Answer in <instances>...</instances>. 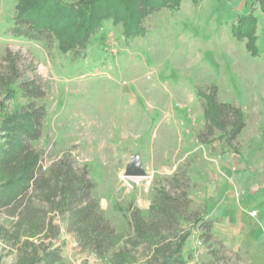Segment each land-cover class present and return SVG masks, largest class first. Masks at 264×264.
<instances>
[{
	"label": "rangeland",
	"instance_id": "374dc122",
	"mask_svg": "<svg viewBox=\"0 0 264 264\" xmlns=\"http://www.w3.org/2000/svg\"><path fill=\"white\" fill-rule=\"evenodd\" d=\"M16 6L17 0H0V78L11 76L14 68L20 80L11 89L22 81L42 84L45 96L37 103L46 108L47 117L35 148L42 153L43 166L69 154L78 166L87 167L96 184L94 196L121 238L116 248L120 256L101 259L82 252L61 223L56 242L63 249L60 264H149L146 246L127 243L133 235L129 217L139 209L149 219L157 192L168 188L174 176L185 177L192 211L206 212L205 219L214 221L210 243L193 224L183 226L191 232L183 252L187 264H256L254 258L263 253L256 256L254 247L251 254L238 249L220 236L228 223L209 217L203 183L212 184L213 167L225 150L232 151L221 139L213 144L198 140L204 127L199 92L217 86L221 102L242 110L247 124L237 141V154L252 149L264 155L263 11L256 7L254 12L256 55L248 50L247 40L233 33L238 19L251 13V0H202L197 6L185 0L179 11L163 10L149 17L145 37L127 40L122 26L106 22L91 39L86 58L73 62L57 43L49 51L40 42L14 38L10 30ZM27 102L1 92L0 124ZM134 155L140 156L147 176L123 179ZM257 163L263 166L264 156ZM246 208L251 209L249 204ZM263 221L261 207L255 222ZM1 223L11 229L5 217ZM257 232L258 240L263 239L264 227ZM12 246L0 240V264L16 263L18 252Z\"/></svg>",
	"mask_w": 264,
	"mask_h": 264
},
{
	"label": "trees",
	"instance_id": "16d2710c",
	"mask_svg": "<svg viewBox=\"0 0 264 264\" xmlns=\"http://www.w3.org/2000/svg\"><path fill=\"white\" fill-rule=\"evenodd\" d=\"M185 0H17L11 35L40 42L47 50L57 43L61 53L73 62L86 58L91 39L106 22L122 26L125 39L145 37L146 20L163 10L179 11ZM199 5L202 0H189ZM252 10L233 25V33L247 40L251 54H257L256 7L264 13V0H251ZM20 76L0 78V93L10 99L19 95L28 102L16 113L6 115L0 124V240L10 242L18 252L15 264H60L63 249L56 242L61 223L76 238L82 252L104 259L120 256L116 248L121 238L106 219L94 196L96 184L87 167L78 166L69 154L43 166L42 153L35 148L42 137L47 110L37 103L45 96L36 80L19 82ZM217 86L199 92L203 100L204 127L198 135L203 144L224 140L233 150L246 128L242 110L219 100ZM217 133L220 136L217 137ZM235 146V147H232ZM185 177L174 176L168 188L157 192L149 209V219L134 209L129 217L132 238L127 243L144 245L151 255L149 264H187L183 257L193 224L201 230L205 243L213 240V220L192 211ZM206 211V210H205ZM11 221V229L1 223ZM10 240V241H8ZM121 253V252H120Z\"/></svg>",
	"mask_w": 264,
	"mask_h": 264
},
{
	"label": "crops",
	"instance_id": "0c3cea01",
	"mask_svg": "<svg viewBox=\"0 0 264 264\" xmlns=\"http://www.w3.org/2000/svg\"><path fill=\"white\" fill-rule=\"evenodd\" d=\"M230 150L232 152L225 150L218 166L213 167L214 175L212 174L210 177L212 184L210 181L206 185L203 183L204 189H207L206 201L209 217H220L222 221L228 223L222 229L220 236L238 249H243L251 254L254 247L256 256L261 255L259 253L261 251L263 254L254 258V261L256 264H264V237L258 240L259 236L257 235V230L264 227V221L259 224L255 222L259 217L261 207H264V165L261 166L257 163L258 159L264 155L263 152L252 149L242 155L237 154L238 150L232 148ZM194 174L198 179L196 171ZM256 174L259 176V180H256ZM243 177L247 178L246 181ZM196 180L194 179L195 183H199ZM242 189L244 192L240 193L239 190ZM247 204L251 207L250 210L246 208ZM252 211H257L255 218L250 215ZM213 230L212 234H214ZM257 242H263V246Z\"/></svg>",
	"mask_w": 264,
	"mask_h": 264
},
{
	"label": "water",
	"instance_id": "95a60500",
	"mask_svg": "<svg viewBox=\"0 0 264 264\" xmlns=\"http://www.w3.org/2000/svg\"><path fill=\"white\" fill-rule=\"evenodd\" d=\"M146 171L143 167L141 158L139 155H134L125 170L124 177L128 179H140L146 177Z\"/></svg>",
	"mask_w": 264,
	"mask_h": 264
},
{
	"label": "built area",
	"instance_id": "2783aa9c",
	"mask_svg": "<svg viewBox=\"0 0 264 264\" xmlns=\"http://www.w3.org/2000/svg\"><path fill=\"white\" fill-rule=\"evenodd\" d=\"M123 179H128V178L124 177ZM250 215H251L253 218H255V217L257 216V212H256V211L251 212ZM200 244H201V243H200Z\"/></svg>",
	"mask_w": 264,
	"mask_h": 264
}]
</instances>
